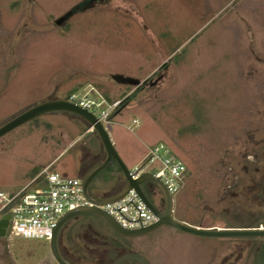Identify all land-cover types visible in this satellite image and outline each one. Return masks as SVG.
I'll list each match as a JSON object with an SVG mask.
<instances>
[{
  "label": "rangeland",
  "instance_id": "374dc122",
  "mask_svg": "<svg viewBox=\"0 0 264 264\" xmlns=\"http://www.w3.org/2000/svg\"><path fill=\"white\" fill-rule=\"evenodd\" d=\"M73 94L104 99L97 115L118 103L111 138L129 169L159 143L186 163L177 221L264 228V0H0V126ZM104 158L87 123L46 115L0 139V191L17 192L53 161L78 178ZM120 178L111 160L93 189L104 196ZM128 239L92 216L71 221L59 243L73 264H103L113 249L150 264H252L262 243L168 226ZM0 264L57 262L49 241L12 234L0 238Z\"/></svg>",
  "mask_w": 264,
  "mask_h": 264
},
{
  "label": "built area",
  "instance_id": "2783aa9c",
  "mask_svg": "<svg viewBox=\"0 0 264 264\" xmlns=\"http://www.w3.org/2000/svg\"><path fill=\"white\" fill-rule=\"evenodd\" d=\"M94 113L106 126L112 124L110 116L113 107L101 111L97 109L104 100H90L86 96L71 95L67 99ZM157 169L149 171L150 166ZM52 166L45 168L30 184L17 192H0V221L9 217L11 233L25 240L51 241L60 219L68 212L86 207H93L85 194L82 177L71 178L52 171ZM134 179L144 173H151L167 187L172 197L178 195L184 187L188 168L186 163L170 148L159 143L149 148L144 162L130 169ZM98 209L106 212L127 230L149 228L158 218L141 200L136 191L131 190L123 199L113 204L100 205Z\"/></svg>",
  "mask_w": 264,
  "mask_h": 264
},
{
  "label": "water",
  "instance_id": "95a60500",
  "mask_svg": "<svg viewBox=\"0 0 264 264\" xmlns=\"http://www.w3.org/2000/svg\"><path fill=\"white\" fill-rule=\"evenodd\" d=\"M113 78L117 82L125 81L124 77L122 76H114ZM130 80L127 81L129 82ZM131 82H133V80H131ZM61 113L72 115L88 124L89 130L93 131L98 136L103 152L105 153V158L103 161L93 165L82 177L84 194L86 198L90 202H92L93 207H86L70 211L65 216H63L57 224L53 238L50 241V249L57 264H72L64 258L60 250L59 241L62 230L69 222L75 219L92 216L102 218L116 234L124 238H140L153 233L161 227L168 226L189 235L208 239H261V246L259 250L254 253L252 264H264L263 227L240 229H210L190 226L177 221L173 217L174 199L164 183L151 173H144L139 178L134 179L130 173L129 167L125 164V162L119 155L111 139L110 132L112 131V124H108L105 126L94 113L76 103H73L67 99H55L36 102L34 105L20 112L15 117L10 118L0 126V139L40 117ZM111 160H114L116 162L121 172V178L118 181V184L121 186V188L119 192L111 197L97 196L93 189V182L97 175L107 167ZM146 184H154L157 186L163 201H165L166 203V209L164 211L159 210L150 202L143 189V186ZM131 190L136 191L141 200L158 218L156 224L149 228L127 230L119 225L109 214L97 208L100 205L113 204L120 201ZM10 233L11 226L9 225V217H6L5 219L0 221V238H9ZM116 255V250H112L109 258L110 260L114 261L113 264H124L126 262L150 264L149 260L145 256L137 252H126L118 258H116Z\"/></svg>",
  "mask_w": 264,
  "mask_h": 264
},
{
  "label": "flooded vegetation",
  "instance_id": "af4514ba",
  "mask_svg": "<svg viewBox=\"0 0 264 264\" xmlns=\"http://www.w3.org/2000/svg\"><path fill=\"white\" fill-rule=\"evenodd\" d=\"M99 162H101V161H99ZM99 162H96V163H99ZM90 164H91V162H89V161H86L85 162V164H83L82 166H81V170L83 171V175H85L87 172H88V170L91 168V167H89L90 166ZM95 165V164H94ZM93 166V165H92ZM86 167H89V169L87 168V169H85ZM264 183V182H263ZM143 189H144V192H145V194L147 195V197H148V199L150 200V202L156 207V208H158L159 210H161V211H164L165 209H166V203H165V201H163V199H162V196H161V194H160V192H159V190H158V188H157V186L156 185H154V184H146V185H144L143 186ZM263 189H264V186H263ZM174 199V198H173ZM173 212H174V206H173ZM70 223V222H69ZM68 223V224H69ZM67 224V225H68ZM66 225V226H67ZM65 226V227H66ZM64 230V229H63ZM62 230V231H63ZM62 233V232H61ZM60 237H61V235H60ZM59 246H60V243H59ZM60 250H61V253H62V255L64 256V258L67 260V261H69L70 263H72V261H70L69 259H68V255H67V252L63 249H61L60 248ZM113 250H115V249H113ZM112 251V250H111ZM111 251H110V253H111ZM116 252H117V255H116V258H118V257H120L121 256V253L118 251V250H116ZM110 253H109V257H110ZM125 254V253H124ZM123 255V254H122ZM109 261H110V264H113V260H110V258H109ZM127 263V262H126ZM73 264V263H72Z\"/></svg>",
  "mask_w": 264,
  "mask_h": 264
},
{
  "label": "crops",
  "instance_id": "0c3cea01",
  "mask_svg": "<svg viewBox=\"0 0 264 264\" xmlns=\"http://www.w3.org/2000/svg\"><path fill=\"white\" fill-rule=\"evenodd\" d=\"M116 76H119V75H116ZM102 100H104V99H102ZM100 101V100H99ZM110 136H111V132H110ZM112 139V138H111ZM144 158H142V160H143ZM141 160V161H142ZM144 162V161H143ZM52 165H54V161L52 162V163H50L47 167H49V166H52ZM47 167H44L35 177H33L32 179H30L25 185H24V187L25 186H27L28 184H30L31 182H33L40 174H41V172L45 169V168H47ZM120 172V171H119ZM23 188V187H22ZM21 188V189H22ZM120 186L116 189V187L115 188H111L110 190H107V191H105V193L103 194L104 196H101V197H111V196H113L114 194H116L117 192H119V190H120ZM1 192V191H0ZM95 192V191H94ZM96 195L98 194V193H95ZM97 196H99V195H97ZM197 227H203V228H210V229H212V227H204V226H201V225H197Z\"/></svg>",
  "mask_w": 264,
  "mask_h": 264
},
{
  "label": "trees",
  "instance_id": "16d2710c",
  "mask_svg": "<svg viewBox=\"0 0 264 264\" xmlns=\"http://www.w3.org/2000/svg\"><path fill=\"white\" fill-rule=\"evenodd\" d=\"M134 95L135 94H133L132 96H130V97H128V99L124 102V103H122V106L125 104V103H128L133 97H134ZM114 104V103H113ZM121 106V107H122ZM110 118H113V114H111V116H110ZM111 121V120H110ZM118 171H120L119 170V168H118ZM259 227V226H258ZM116 236H118L120 239H122V240H130V239H128V238H124V237H120V235H118V234H116ZM102 261H103V264H110V261H109V256L108 255H106V256H104V257H102Z\"/></svg>",
  "mask_w": 264,
  "mask_h": 264
}]
</instances>
